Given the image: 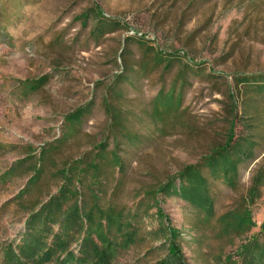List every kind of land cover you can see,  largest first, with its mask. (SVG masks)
Masks as SVG:
<instances>
[{
    "label": "rangeland",
    "instance_id": "rangeland-1",
    "mask_svg": "<svg viewBox=\"0 0 264 264\" xmlns=\"http://www.w3.org/2000/svg\"><path fill=\"white\" fill-rule=\"evenodd\" d=\"M262 80L264 0H0V264L13 253L22 264H37L21 253L26 218L14 199L29 177L14 170L16 163L56 139L68 140L54 154L65 162L110 131L130 175L119 187L105 185L99 202L112 208L103 224L76 235L71 253L54 248L43 264H92L83 240L92 236L106 247L115 235L116 264H157L168 256V221L158 208L183 233L189 264H226L227 254L244 264L241 241L224 248L228 240L215 224L264 171V87L255 84ZM172 92L174 105L166 108ZM86 106L82 124L66 119ZM231 119L255 159L240 165L236 188L205 169L216 193L214 219L205 222V213L177 197L147 193L224 145ZM44 175L43 184L51 176ZM251 209L256 226L247 237L263 242L264 185Z\"/></svg>",
    "mask_w": 264,
    "mask_h": 264
},
{
    "label": "trees",
    "instance_id": "trees-1",
    "mask_svg": "<svg viewBox=\"0 0 264 264\" xmlns=\"http://www.w3.org/2000/svg\"><path fill=\"white\" fill-rule=\"evenodd\" d=\"M163 54L160 52L157 56L162 57ZM42 82L32 85L31 89L38 90L43 86ZM255 84L258 86L257 89H261L264 87V80ZM174 100L175 93L172 92L169 101L165 103L166 108L172 107ZM87 111V106L78 108L66 119L80 125L87 117ZM230 123L228 140L224 145L214 148L203 157L202 162L187 165L177 175L168 177L166 181L156 182L147 193H155L156 197L159 195L177 197L190 203L197 212L205 213V222L214 219L216 193L205 169L211 171L213 178L221 179L225 184L236 188L240 165L246 160L255 159L252 142L249 139H245V142L237 139L235 119H231ZM128 136L132 138V135ZM128 136L125 138H129ZM67 141L56 139L43 147L37 157L31 151L14 166V170H23L20 176L29 177L25 188L14 199L26 218L27 233L22 237L24 247L21 253L37 264L49 262L54 248L71 253L73 245L81 240V237H77L80 233L89 229L92 224H103L101 219L106 220V215L112 208V206L103 208L99 202L100 196L104 194L105 185L115 183L116 187H119L130 175L128 164L122 155L121 141L112 131L104 133L87 151L60 163L54 159V154L60 152L68 144ZM48 164H51V167H48ZM45 172L51 176L50 180L43 184ZM51 182L58 190L56 193L49 190ZM263 185L264 171L255 176L250 189L240 197L239 206L219 215L215 224L218 237L228 240L224 248L232 247L235 239L241 241L237 254L243 258L244 264H264V239L260 242L257 236L247 237L249 230L256 226L251 207L261 199ZM37 187L39 195L33 197ZM157 204H160L159 201ZM157 215L168 221L165 228L168 234L165 238L168 256L157 264H189L181 246L183 233L173 226L162 208H158ZM54 227H58L55 233ZM51 235L53 242L45 248L42 245ZM115 237L116 241H110L106 247L98 244L92 236L83 240L82 248L92 253V264H116L115 261H118L121 254V243L120 235ZM26 247L29 248L27 252ZM39 253L42 254L38 257ZM219 261L222 263L221 259ZM13 262L22 264L21 256L13 253L10 263L9 261L7 263ZM225 263L238 264L234 261L233 254L226 255Z\"/></svg>",
    "mask_w": 264,
    "mask_h": 264
}]
</instances>
